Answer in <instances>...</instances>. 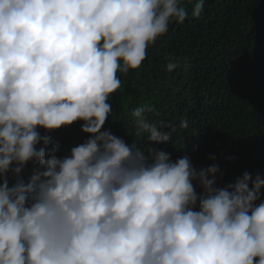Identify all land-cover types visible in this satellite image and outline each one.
I'll use <instances>...</instances> for the list:
<instances>
[{"label":"clouds","instance_id":"clouds-1","mask_svg":"<svg viewBox=\"0 0 264 264\" xmlns=\"http://www.w3.org/2000/svg\"><path fill=\"white\" fill-rule=\"evenodd\" d=\"M187 15L181 0H0V264H264L259 174L218 188L215 164L197 170L101 131L117 73L140 68ZM151 111L131 112L138 132L168 142L176 126ZM76 121L89 138L69 155L37 148L51 143L38 128ZM29 161L40 170L9 187Z\"/></svg>","mask_w":264,"mask_h":264},{"label":"trees","instance_id":"trees-1","mask_svg":"<svg viewBox=\"0 0 264 264\" xmlns=\"http://www.w3.org/2000/svg\"><path fill=\"white\" fill-rule=\"evenodd\" d=\"M195 2L181 0L185 21L169 25L148 47L140 68L117 73L121 87L108 98L112 111L101 131L134 143L145 154L164 150L172 161L187 155L197 170L215 164L218 188L234 184L245 172L264 179V0H204L200 15L193 17ZM171 59L178 66L168 71ZM143 106L152 109L145 113L149 122L176 126L168 142H150L147 133L138 132L131 112ZM183 120L187 128L179 126ZM82 123L38 128L51 143L37 148L47 153L58 143L55 154L69 155L89 138ZM38 170V162L29 161L19 174L9 172V187L27 183ZM260 201L264 187L256 204Z\"/></svg>","mask_w":264,"mask_h":264}]
</instances>
